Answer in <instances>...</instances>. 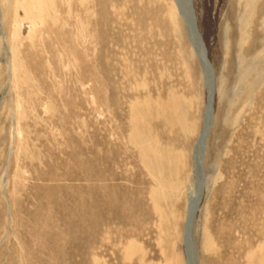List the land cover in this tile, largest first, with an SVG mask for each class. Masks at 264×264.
Here are the masks:
<instances>
[{
	"label": "rangeland",
	"instance_id": "1",
	"mask_svg": "<svg viewBox=\"0 0 264 264\" xmlns=\"http://www.w3.org/2000/svg\"><path fill=\"white\" fill-rule=\"evenodd\" d=\"M193 3L216 82L199 264H264V0ZM176 13L0 0V264H188L208 91Z\"/></svg>",
	"mask_w": 264,
	"mask_h": 264
},
{
	"label": "bare ground",
	"instance_id": "2",
	"mask_svg": "<svg viewBox=\"0 0 264 264\" xmlns=\"http://www.w3.org/2000/svg\"><path fill=\"white\" fill-rule=\"evenodd\" d=\"M174 5H175V10L177 12L176 14L183 21V24L187 31L189 40L192 43L194 51L196 52L200 65L202 67L205 85L208 91V100H207L206 109L209 107L213 108L212 109L213 115L210 117V121H208L206 124L204 122L202 133L193 151V159H194L193 161L195 163L194 167H195V172H196L195 174V178H196L195 195L196 196L193 195L189 202V210H188V215H187V221H186V227H185V237H184L188 264H199L198 254L197 252L195 253L193 252L192 243L195 242L194 225H195L197 212H198L200 203L204 195V187L206 183L204 155H205V150H206L207 139H208V136H209V133L211 131L213 121H214V99H215V90H216L215 89V84H216L215 71H214L212 62L210 61L208 57V50H207L206 43L203 39V35L200 32L199 27L197 25V19L195 15V8H194L193 0H174ZM204 56H207V59L210 61L212 69L211 67H209V73L210 71L212 72L213 70V73H214L213 77H211V74H210V77L209 75H207V71H206L207 69H205L204 67L205 65ZM203 61H204V65H203ZM211 88L213 89V91L211 90ZM204 130L207 132V137H206V140L204 142V147H203V142L201 143V137L203 135ZM201 186H203V192H201V189H200Z\"/></svg>",
	"mask_w": 264,
	"mask_h": 264
},
{
	"label": "water",
	"instance_id": "3",
	"mask_svg": "<svg viewBox=\"0 0 264 264\" xmlns=\"http://www.w3.org/2000/svg\"><path fill=\"white\" fill-rule=\"evenodd\" d=\"M204 60H205V65H204V61H203V65H204V67H205V69H207L206 71H207V75H209V77H210V74H211V77H213V70H212V72L210 71V73H209V67H211V69H212V66H211V64H210V61L207 59V56H204ZM210 69V70H211ZM210 79H212V78H210ZM212 83H213V81H212ZM211 90L213 91V89L211 88ZM211 91V92H212ZM212 109L213 108H211V107H209V108H207L206 109V111H205V117H204V122H205V124L208 122V121H210V117L213 115L212 114ZM206 137H207V132L204 130L203 131V135H202V137H201V143L203 142V147H204V142H205V140H206ZM201 192H203V186H201ZM192 247H193V252L195 253V252H197L196 251V244H195V242L194 243H192Z\"/></svg>",
	"mask_w": 264,
	"mask_h": 264
}]
</instances>
